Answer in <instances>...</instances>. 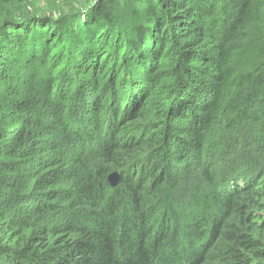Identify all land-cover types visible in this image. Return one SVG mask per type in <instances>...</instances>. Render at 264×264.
Wrapping results in <instances>:
<instances>
[{
  "label": "trees",
  "instance_id": "16d2710c",
  "mask_svg": "<svg viewBox=\"0 0 264 264\" xmlns=\"http://www.w3.org/2000/svg\"><path fill=\"white\" fill-rule=\"evenodd\" d=\"M24 1L0 0V264H264V161L251 152L264 139L227 176L205 153L239 122L264 126V0H128L102 20L69 17L78 27ZM56 126L89 146L36 160L63 138ZM25 160L55 168L11 220L4 192L26 194ZM44 207L61 208L54 224L34 221Z\"/></svg>",
  "mask_w": 264,
  "mask_h": 264
},
{
  "label": "rangeland",
  "instance_id": "374dc122",
  "mask_svg": "<svg viewBox=\"0 0 264 264\" xmlns=\"http://www.w3.org/2000/svg\"><path fill=\"white\" fill-rule=\"evenodd\" d=\"M129 3L128 0H25L24 3L20 6L25 9V11H31L35 13H39L43 15L44 17L48 16H55L59 18H71V16H75V14H83L86 15L88 14H95L97 16V20H102L103 16L105 14H109L111 11L117 10H122L127 8V4ZM29 8V9H28ZM90 11V12H89ZM124 12V11H123ZM98 14V15H97ZM82 16V15H80ZM79 17V16H78ZM70 22H72L73 26L78 27V19L75 21V17L70 19ZM72 20V21H71ZM76 29L74 28V31ZM21 69V68H19ZM73 71H68L66 73L67 75H72ZM64 74V73H63ZM18 80V79H17ZM21 84H20V90L21 89ZM77 109H73L70 113V117L72 120H75L77 116ZM256 117V116H253ZM28 117H24L25 120H27ZM54 118H49L44 122L45 125H50L52 121H54ZM247 121V120H246ZM246 121L239 122L236 124V126L229 127V130H235V133L230 136L228 133L225 137L228 138L229 136L231 137V142L228 143H222L220 140L222 139L223 133L215 135L214 137L210 136L215 140L216 143H220L214 147L210 146V143L208 142V145L206 147L205 153L206 156L209 158L211 155H213V158L216 162L217 165V171H218V176H227V173L231 170L229 162L237 161L239 159H242L244 156H247V153H249L250 149L247 146H254L259 144L260 142L263 141L264 139V126L261 124L260 120L257 117V120L251 118L249 119V122H254L253 127H245L246 126ZM28 122V121H27ZM26 122H21V125L17 124L15 125V129L12 131L13 133L10 134L9 138H12L13 136L16 135V128H24L30 129L31 125H26ZM57 127V126H56ZM84 128V127H83ZM56 128H54L55 130ZM86 131H89L87 129ZM227 131V130H226ZM63 138L60 139L61 141L59 143L58 140L56 139H51L48 141V144L42 146V151L39 152V154L36 155V160H47L48 158L52 156H59V151L65 150L66 152L68 151L67 147L71 145L72 142H78L81 145H88L90 142V138H88V135L85 137H82L81 140H77V134H69L66 135V133L63 131V129H60L57 127V129L54 132V137L55 136H62ZM252 137V139L250 138ZM47 137V136H46ZM45 137V138H46ZM51 135H49L47 138H50ZM48 140V139H47ZM29 141V140H28ZM43 141V139L41 140ZM57 142V143H55ZM57 144V147L55 148H49V146ZM247 147V148H246ZM258 147L255 148L254 150H251L253 156H254V161H255V156L260 157L262 161L264 158L263 152L258 151ZM210 154V155H209ZM263 156V157H262ZM216 158V159H215ZM247 158H249L247 156ZM84 160H88V157L85 158ZM27 160L24 161L23 164H15L19 165L20 164V169L21 171L18 172V175L14 177V180H16V184L19 183L21 185V188L23 187L24 190L27 189L26 194L24 197H21L20 192H11L10 189H6L4 192V195L11 196L14 200L10 202L12 204L11 212H12V217L11 220L18 218L19 213H18V208L21 206L24 210L27 209H35V205L37 204V201L40 200L41 192L42 190H49L50 185H46L44 182V177L47 176V172L54 169L55 167H49V168H41V166L37 165V161H29L26 162ZM68 164H59L60 169H64L65 166ZM111 172H109L106 175V178L108 179V176ZM233 180V177H231ZM199 174L198 173H193L189 176L188 180L186 182H181L180 183V188L177 191L176 194V199L178 202H184L187 200L189 193L192 191V186L195 185V183L200 182ZM203 183V182H202ZM45 184V185H44ZM5 189V188H4ZM16 195V198H15ZM29 199H26L29 197ZM26 199V200H24ZM21 204V205H20ZM39 206H42L40 203H38ZM45 212L42 216L36 217L39 212L33 213V215L30 218H33L34 216V221L37 222V224H54L56 222V216L55 214L61 211V208H49V207H44Z\"/></svg>",
  "mask_w": 264,
  "mask_h": 264
},
{
  "label": "water",
  "instance_id": "95a60500",
  "mask_svg": "<svg viewBox=\"0 0 264 264\" xmlns=\"http://www.w3.org/2000/svg\"><path fill=\"white\" fill-rule=\"evenodd\" d=\"M109 185L111 187H115L118 184V173L117 172H111L107 179Z\"/></svg>",
  "mask_w": 264,
  "mask_h": 264
}]
</instances>
